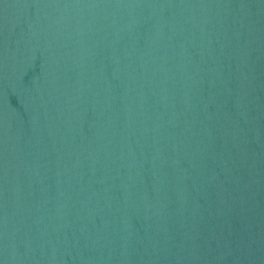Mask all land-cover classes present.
Returning <instances> with one entry per match:
<instances>
[{"label":"water","instance_id":"water-1","mask_svg":"<svg viewBox=\"0 0 264 264\" xmlns=\"http://www.w3.org/2000/svg\"><path fill=\"white\" fill-rule=\"evenodd\" d=\"M0 264H264V0H0Z\"/></svg>","mask_w":264,"mask_h":264}]
</instances>
